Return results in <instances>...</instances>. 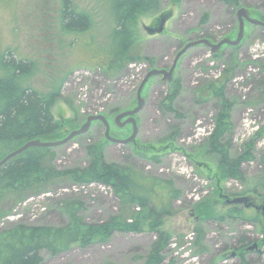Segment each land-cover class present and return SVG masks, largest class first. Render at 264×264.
Here are the masks:
<instances>
[{
  "label": "rangeland",
  "instance_id": "1",
  "mask_svg": "<svg viewBox=\"0 0 264 264\" xmlns=\"http://www.w3.org/2000/svg\"><path fill=\"white\" fill-rule=\"evenodd\" d=\"M72 1L93 20L91 28L79 35L63 30V0H0V54L13 50L34 63L23 78L26 85L45 93L60 92L52 107L61 125L55 140L98 113L108 115L113 136L129 135L132 128L117 126L114 117L137 104V89L149 69H169L189 41L235 39L240 7H247L254 18L264 14V0H239L238 5L226 0H159L158 11L139 12L132 23L136 41L132 53L139 59L120 73H109L95 57L111 43L114 1ZM229 68L233 75L225 93L233 103L227 134L232 154L243 152L245 144L257 137L255 158L244 163L242 180L223 175L219 159L206 149L220 101L202 90ZM175 77L182 87L175 111L164 105L171 84L160 82L159 76L151 78L152 88L148 84L143 92L147 103L137 114L139 133L134 142L109 141L103 123L94 121L88 132L52 147L54 164L87 166L91 160L87 146L95 144L110 162L172 180L182 196L160 227L171 234L162 252L164 264H264V134L256 135L264 126V27L246 23L239 48L226 44L218 56L204 44L189 48L179 59ZM221 193L248 201L227 203ZM72 199L84 203L79 215L89 223L103 222L121 207L109 185L61 181L22 199L8 194L0 204V234L19 223L65 226L70 222L65 207ZM197 226L205 233L201 242L194 231ZM157 238V230L144 225L139 231L96 237L87 245L75 243L58 254L43 250L42 256L44 264H144ZM243 243L245 260L237 249ZM255 243L258 246L252 247Z\"/></svg>",
  "mask_w": 264,
  "mask_h": 264
},
{
  "label": "trees",
  "instance_id": "2",
  "mask_svg": "<svg viewBox=\"0 0 264 264\" xmlns=\"http://www.w3.org/2000/svg\"><path fill=\"white\" fill-rule=\"evenodd\" d=\"M113 1L115 23L110 34L111 43L107 48L98 50L95 58L96 64L106 72L120 73L139 59L132 53L136 43L132 23L137 14L158 11L160 6L159 0ZM226 1L233 5L239 4V0ZM260 19L264 20V14ZM92 22L90 15L79 10L72 0H63L62 26L65 32L78 35L85 33L91 28ZM85 43L88 44L87 41ZM232 47L238 49L239 45ZM220 52L213 55L218 56ZM33 67L34 63L30 59L19 57L13 50L0 54V160L28 140H55L59 133L61 125L55 120L52 107L60 92L45 93L26 85L23 78ZM232 75L233 70L229 68L222 75L224 78L211 81L202 90V93L220 101V110L206 149L219 159L223 175L242 180L245 178L244 163L255 158L257 137L245 144L243 152L232 154V143L227 134L231 130L233 103L225 93L226 82ZM171 86L173 89L164 105L166 109L175 111L174 103L181 92V81L175 80ZM263 134L264 126L256 135ZM87 151L91 157L87 166L59 168L54 164L56 156L52 148H29L0 169V204L10 193L22 199L57 182L71 180L77 184L98 182L111 186L119 198L120 211L103 222H85L79 215L84 203L72 199L65 207L70 218L65 226L19 223L4 230L0 234V264H44L43 250L58 254L75 243L87 245L96 237H109L115 231H139L144 225L156 229L158 235L145 256L144 264H164L162 252L170 243L171 234L160 227L164 217L173 214V203L180 199L182 192L172 180L151 177L128 165L108 161L105 151L95 144L87 146ZM261 160L264 164V155ZM194 231L201 242L205 236L203 229L197 226ZM246 246V243L237 246L242 260H245Z\"/></svg>",
  "mask_w": 264,
  "mask_h": 264
},
{
  "label": "water",
  "instance_id": "3",
  "mask_svg": "<svg viewBox=\"0 0 264 264\" xmlns=\"http://www.w3.org/2000/svg\"><path fill=\"white\" fill-rule=\"evenodd\" d=\"M237 18L239 22V27H238V33L237 37L235 39L231 37H224L223 39L219 40L218 42H214L210 40L209 38H200L196 40H192L187 42L184 47L179 50L174 58L173 64L169 69L166 68H151L147 71L145 77L141 81L138 89H137V104L135 107L122 111L117 114L115 117V121L118 124V126H125L128 123H131L133 125V132L132 134L127 137V138H118L115 137L111 134V125L110 122L105 114L98 113V114H91L87 117L86 121L77 129L72 130L70 133L67 134L62 139L58 140H43L40 138H35L26 141L24 144H22L20 147L16 148L15 150L9 152L6 154L1 160H0V169L3 168L5 165H7L10 161H12L14 158L18 157L22 153H24L26 150L29 148L33 147H56L60 146L63 144H66L70 142L74 137L84 134L89 131V129L92 126V123L94 121H100L103 123L105 127V137L114 143L117 144H129L132 143L136 140L137 134H138V123L137 119L135 117L136 114H138L145 106V98L143 96V90L148 82V80L153 77V76H159L163 75L162 79L165 82H172L174 79V73L175 69L177 66V63L180 59V57L191 47L199 45V44H204L210 48V51L212 53H219L221 51L222 46L224 45H231V46H237L239 45L245 35V27L246 23H252L255 25H259L264 27V20L260 18H254L251 15L250 10L247 7H240L239 10L237 11ZM158 32H162L163 30V25L157 28ZM126 118L122 122V119ZM227 199V203H240V202H247L248 198L247 197H235V198H229V196L225 195ZM264 209V207H263ZM257 243H255L252 247H257Z\"/></svg>",
  "mask_w": 264,
  "mask_h": 264
},
{
  "label": "flooded vegetation",
  "instance_id": "4",
  "mask_svg": "<svg viewBox=\"0 0 264 264\" xmlns=\"http://www.w3.org/2000/svg\"><path fill=\"white\" fill-rule=\"evenodd\" d=\"M183 47H184V46H183ZM183 47H182V48H183ZM182 48H181V49H182ZM181 49H180V50H181ZM178 63H179V61H178ZM178 63H177V66H178ZM177 66H176V68H177ZM161 68H162V67H161ZM175 70H176V69H175ZM162 76H163V75H159V79H160L159 81H160V82H165V81H163ZM153 77H154V76H153ZM151 78H152V77H151ZM151 78H150V79L148 80V82L146 83V85H145V87H144V90H145L146 86L149 84V82L151 81ZM176 79H177V78L175 77V73H174V79H173V81H175ZM173 81H172V82H173ZM172 82H169V83L171 84ZM165 83H168V82H165ZM148 87H150V89H151V88H152V85L149 84ZM144 90H143V92H144ZM154 91L156 92V88L154 89ZM155 92H154V93H155ZM144 98H145V105H146V103H147V98H146L145 96H144ZM135 106H136V105H135ZM135 106H134V107H135ZM132 108H133V107H132ZM117 114H118V113H117ZM117 114L115 115V117L117 116ZM106 116H108V115H106ZM115 117H114V121H115ZM135 117H136V119H137V114L135 115ZM107 118H108V117H107ZM108 120H109V119H108ZM124 120H126V118L122 119V122H123ZM137 123H139L138 119H137ZM115 124L118 126V124L116 123V121H115ZM128 125L132 128V132H133V125H132L131 123H128V124H126L125 126H128ZM125 126H123V127L119 126V127L124 128ZM132 132H131L129 135H127V136H124V137H118V138H127V137H129V136L132 134ZM138 133H139V124H138ZM137 137H138V134H137ZM137 137H136V138H137ZM224 195H225V194L221 193V196L224 197ZM252 203H253V202H252ZM254 205H256V204H254ZM260 205H261V204H260ZM257 208H258V206H257Z\"/></svg>",
  "mask_w": 264,
  "mask_h": 264
}]
</instances>
